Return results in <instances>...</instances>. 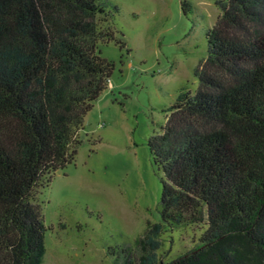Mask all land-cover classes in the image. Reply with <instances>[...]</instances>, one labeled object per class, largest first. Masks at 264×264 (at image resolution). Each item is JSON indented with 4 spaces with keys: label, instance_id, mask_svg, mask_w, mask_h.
Returning <instances> with one entry per match:
<instances>
[{
    "label": "trees",
    "instance_id": "1",
    "mask_svg": "<svg viewBox=\"0 0 264 264\" xmlns=\"http://www.w3.org/2000/svg\"><path fill=\"white\" fill-rule=\"evenodd\" d=\"M217 6L196 91L177 96L148 141L161 224L112 264H164L165 227L194 225L198 244L167 264H264V0ZM117 12L105 0H0V264L44 262L38 192L75 161L112 74L98 45L115 40Z\"/></svg>",
    "mask_w": 264,
    "mask_h": 264
},
{
    "label": "rangeland",
    "instance_id": "2",
    "mask_svg": "<svg viewBox=\"0 0 264 264\" xmlns=\"http://www.w3.org/2000/svg\"><path fill=\"white\" fill-rule=\"evenodd\" d=\"M116 7L115 40L99 43L113 65L84 119L73 164L38 192L46 228L43 264H112L147 224H161L162 172L148 141L181 92L193 94L218 0H105ZM181 2L192 5L184 14ZM203 225L166 226L157 256L170 263L198 244Z\"/></svg>",
    "mask_w": 264,
    "mask_h": 264
},
{
    "label": "water",
    "instance_id": "3",
    "mask_svg": "<svg viewBox=\"0 0 264 264\" xmlns=\"http://www.w3.org/2000/svg\"><path fill=\"white\" fill-rule=\"evenodd\" d=\"M61 173V171H57V174H60Z\"/></svg>",
    "mask_w": 264,
    "mask_h": 264
}]
</instances>
